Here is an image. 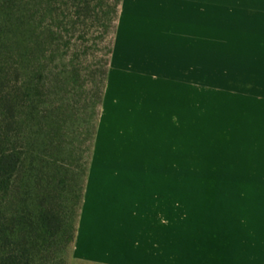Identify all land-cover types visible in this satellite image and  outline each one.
Here are the masks:
<instances>
[{
    "label": "crops",
    "instance_id": "1",
    "mask_svg": "<svg viewBox=\"0 0 264 264\" xmlns=\"http://www.w3.org/2000/svg\"><path fill=\"white\" fill-rule=\"evenodd\" d=\"M224 8L122 0L74 260L264 264V0H233L210 84V14Z\"/></svg>",
    "mask_w": 264,
    "mask_h": 264
},
{
    "label": "trees",
    "instance_id": "2",
    "mask_svg": "<svg viewBox=\"0 0 264 264\" xmlns=\"http://www.w3.org/2000/svg\"><path fill=\"white\" fill-rule=\"evenodd\" d=\"M121 2L0 0V264H46L54 246L72 257L109 63L99 91L88 96L97 101L89 106L96 121L85 133L91 145L81 181L63 161L65 105L49 100L79 80L70 33L89 24L107 32Z\"/></svg>",
    "mask_w": 264,
    "mask_h": 264
},
{
    "label": "rangeland",
    "instance_id": "3",
    "mask_svg": "<svg viewBox=\"0 0 264 264\" xmlns=\"http://www.w3.org/2000/svg\"><path fill=\"white\" fill-rule=\"evenodd\" d=\"M247 1V0H246ZM224 12L218 14H210L209 23V62H208V76L209 83L216 82V72L218 70L217 63V47L218 43L223 39L232 37V6L233 0H224ZM120 12V7H119ZM118 20L114 21L109 26L107 32L104 28L93 27L90 24L87 26H78L70 35L72 36V48L69 52L71 59L75 61V66L78 70L79 80L75 86L68 88L69 92L57 95L54 99L51 98L49 102L55 101L64 103V112L67 116L65 122V130L63 133V143L66 147V153L63 156V161L69 165V169L77 171L80 181L83 180L81 172L83 165L89 161L90 156V133L95 124L96 118L92 109L89 106L94 105L97 101H88L89 93L98 92L100 89V82L103 79L102 73L106 69V63H110L109 50L113 48L116 27ZM85 34V35H84ZM83 35V36H82ZM81 37H84L83 39ZM103 37V38H102ZM222 42V41H221ZM109 68V64H108ZM205 71V65H203ZM77 74V72H74ZM75 78V77H74ZM78 79V78H77ZM194 81L200 82V67L194 65ZM96 82V84H95ZM199 85V84H198ZM199 89V87H198ZM197 93V95H195ZM194 93L199 104V91ZM65 101V102H64ZM88 111H87V108ZM101 110V109H100ZM87 111V112H86ZM88 126L84 125V121H89ZM89 133L85 134V133ZM196 144L194 142V171L192 173V181L200 182L201 174L199 168V157L195 151ZM78 164L81 166L79 167ZM178 175V180H180ZM182 175V180H184ZM67 190L63 186L58 190V208L62 209L66 203ZM46 264H85L74 260L69 256V250L63 246H54L48 254Z\"/></svg>",
    "mask_w": 264,
    "mask_h": 264
}]
</instances>
